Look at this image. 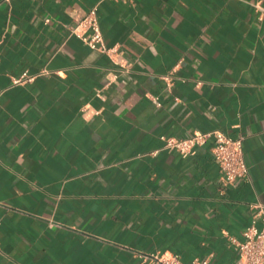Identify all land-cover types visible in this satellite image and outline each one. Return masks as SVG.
Returning <instances> with one entry per match:
<instances>
[{
  "label": "crops",
  "instance_id": "crops-1",
  "mask_svg": "<svg viewBox=\"0 0 264 264\" xmlns=\"http://www.w3.org/2000/svg\"><path fill=\"white\" fill-rule=\"evenodd\" d=\"M94 6L126 68L68 37ZM215 129L243 137L237 185L213 139L165 147ZM256 203L264 0H0V264H235Z\"/></svg>",
  "mask_w": 264,
  "mask_h": 264
},
{
  "label": "built area",
  "instance_id": "built-area-1",
  "mask_svg": "<svg viewBox=\"0 0 264 264\" xmlns=\"http://www.w3.org/2000/svg\"><path fill=\"white\" fill-rule=\"evenodd\" d=\"M133 1V0H126ZM77 36L82 39L88 46L98 49L109 54L111 57L116 56V62L123 68L128 66L125 59L119 55L117 46H108L104 39V34L99 21L97 6L91 8L75 25L70 29L69 35ZM114 58V57H113ZM47 73L43 71L42 74ZM168 86H172L173 78L171 75L163 76ZM34 75H28L26 72L16 78L14 83H23L31 81ZM161 105L160 102H157ZM165 147L177 150L184 156L193 154L197 146L205 144L209 139H213V155L221 169V179L226 185H237L244 179H248L249 166L246 162L243 137L234 138L220 129L208 132L195 131L186 137L169 136L164 137ZM256 209L252 224L246 229L245 239L237 243L239 258L235 264H264V225H257L258 218L264 224V204L256 203L253 205ZM145 260L153 264H183L178 254L165 255L162 253L142 254ZM195 264H208L207 260H198Z\"/></svg>",
  "mask_w": 264,
  "mask_h": 264
}]
</instances>
